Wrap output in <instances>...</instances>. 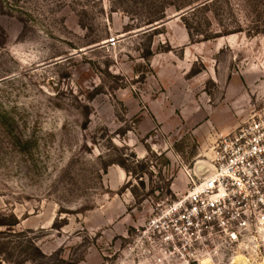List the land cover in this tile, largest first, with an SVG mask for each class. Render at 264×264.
Instances as JSON below:
<instances>
[{
  "label": "rangeland",
  "instance_id": "1",
  "mask_svg": "<svg viewBox=\"0 0 264 264\" xmlns=\"http://www.w3.org/2000/svg\"><path fill=\"white\" fill-rule=\"evenodd\" d=\"M260 110L264 0H0V264H264L149 227Z\"/></svg>",
  "mask_w": 264,
  "mask_h": 264
},
{
  "label": "built area",
  "instance_id": "2",
  "mask_svg": "<svg viewBox=\"0 0 264 264\" xmlns=\"http://www.w3.org/2000/svg\"><path fill=\"white\" fill-rule=\"evenodd\" d=\"M188 190L149 221L170 249L210 248L264 229V110L220 135Z\"/></svg>",
  "mask_w": 264,
  "mask_h": 264
},
{
  "label": "bare ground",
  "instance_id": "3",
  "mask_svg": "<svg viewBox=\"0 0 264 264\" xmlns=\"http://www.w3.org/2000/svg\"><path fill=\"white\" fill-rule=\"evenodd\" d=\"M207 157V156H206ZM209 158V157H208ZM201 161H205L204 159H201ZM246 258L243 257V255H237L235 261L242 262L245 261ZM207 262V261H206Z\"/></svg>",
  "mask_w": 264,
  "mask_h": 264
},
{
  "label": "water",
  "instance_id": "4",
  "mask_svg": "<svg viewBox=\"0 0 264 264\" xmlns=\"http://www.w3.org/2000/svg\"><path fill=\"white\" fill-rule=\"evenodd\" d=\"M151 26H154V25H151Z\"/></svg>",
  "mask_w": 264,
  "mask_h": 264
}]
</instances>
